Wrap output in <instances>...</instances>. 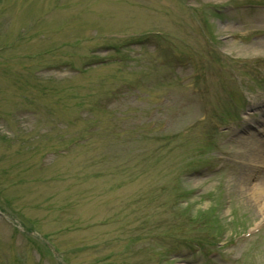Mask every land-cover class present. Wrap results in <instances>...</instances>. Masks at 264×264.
Segmentation results:
<instances>
[{
  "label": "rangeland",
  "instance_id": "obj_1",
  "mask_svg": "<svg viewBox=\"0 0 264 264\" xmlns=\"http://www.w3.org/2000/svg\"><path fill=\"white\" fill-rule=\"evenodd\" d=\"M248 4L264 0H0V264H209L205 250L215 264H264V203L251 200L264 189V155L241 145L260 137L232 124L217 133L205 90L187 87L210 68L264 74V10ZM177 58L190 65L172 75ZM102 87H128L123 116L100 114V134L78 121L87 140L61 155L53 145L67 148L65 123L90 100L77 89L100 102ZM256 94L245 121L258 118ZM34 99L61 103L55 119L19 124L15 111ZM193 138L213 149L187 147ZM200 235L209 243L189 254L167 247ZM149 246L154 263L142 259Z\"/></svg>",
  "mask_w": 264,
  "mask_h": 264
},
{
  "label": "bare ground",
  "instance_id": "obj_2",
  "mask_svg": "<svg viewBox=\"0 0 264 264\" xmlns=\"http://www.w3.org/2000/svg\"><path fill=\"white\" fill-rule=\"evenodd\" d=\"M253 144H256V143H253ZM243 147L246 148V149L249 151L250 154H252L251 152H252L253 148H252L250 145L244 143V144H243ZM255 148H259V146L256 144V145H255ZM262 150H264V149L262 148ZM259 151L261 152V148H259ZM253 155H255V154H253ZM256 193H257V195L255 194V195L251 198V200H252L253 202H255V203H259V202H261V201H263V203H264V189H262V191L259 190V191H257ZM262 212H264V205H263V207H262Z\"/></svg>",
  "mask_w": 264,
  "mask_h": 264
}]
</instances>
